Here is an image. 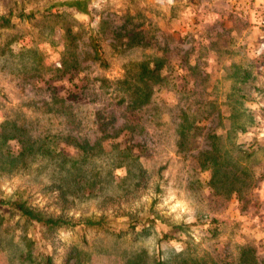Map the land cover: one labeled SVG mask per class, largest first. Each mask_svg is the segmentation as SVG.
Returning a JSON list of instances; mask_svg holds the SVG:
<instances>
[{"label":"rangeland","instance_id":"obj_1","mask_svg":"<svg viewBox=\"0 0 264 264\" xmlns=\"http://www.w3.org/2000/svg\"><path fill=\"white\" fill-rule=\"evenodd\" d=\"M10 15L0 199L77 225L0 205V264H264V0H0ZM157 59L166 82L132 117L114 82ZM64 98L73 124L50 113ZM104 121L117 142L77 155ZM13 124L64 158L12 161L21 147L1 134Z\"/></svg>","mask_w":264,"mask_h":264},{"label":"trees","instance_id":"obj_2","mask_svg":"<svg viewBox=\"0 0 264 264\" xmlns=\"http://www.w3.org/2000/svg\"><path fill=\"white\" fill-rule=\"evenodd\" d=\"M32 16V13L27 15L24 11H21L19 14L16 15V17L18 18H30ZM11 17L12 15H10L9 17H0V27L9 25L11 23ZM93 59L96 60L98 59V57L94 56ZM67 63L65 61L62 63V74L67 73L68 71L66 70L70 69H72V72L77 71V66L79 67V64L75 60L67 61ZM164 66V61L159 59L152 61L142 60L137 62H131L125 68L126 71L124 74V78L114 82V85H116V90L120 91L124 95V99L122 98V103L126 102V108L128 109V111H131L132 117L135 116L136 112L140 111L144 106L148 105L149 102H151V97L154 94V89L156 88V86H159L161 88L166 82L165 77L161 74V71ZM67 95L70 98H76L75 93H69ZM66 100L67 99L64 98L60 101H57L61 102L59 109H57L56 111L53 110V112L51 111L50 113L61 117L68 124H73L75 122L74 120H72L74 118V112L72 111V109L69 108ZM99 124L101 128L100 132L102 135L93 143H90V141H88L87 139H81L78 141L75 140L74 149L76 150L77 155H80V157H86L89 153H91V151H94L97 148H101L103 150V143H105L106 146H109L111 143L117 142V136L122 129H125L131 133L132 130L138 128V123H136L130 118V124L128 126L113 131V133H115L113 135H108L105 131L109 123L104 121L99 122ZM26 133L27 131L25 129L17 126L16 124L11 125L10 129L2 132L1 137L3 140H16V142H18L21 147L20 153L17 156H14L11 159L12 161H16V158L23 155L24 152H40L42 156H49L55 160L64 158L63 151H57L56 149H52L51 151H49L48 148H46L45 146L42 147V145L47 146V144L43 143L44 141H42L41 139H35L30 142L29 136L26 135ZM109 138L111 139V141L108 140ZM48 144L50 147H54L52 144H50L49 140ZM0 205L6 206L10 209L18 210L20 214L24 216L28 221L35 224L43 225L45 227L55 228L62 225H69L74 227L77 225L75 223H69L68 221H63L60 219L42 217L40 214H37L34 210L26 207L25 204L20 203L16 200L5 201L3 199H0ZM103 223L104 222L102 221V219H100L99 221L88 220L85 221L84 225L89 227H99L102 226ZM45 264H52L51 259L49 257L46 258ZM157 264L161 263L157 262Z\"/></svg>","mask_w":264,"mask_h":264}]
</instances>
